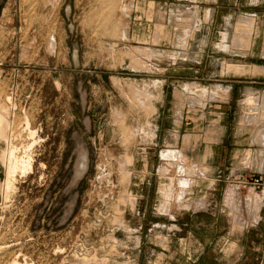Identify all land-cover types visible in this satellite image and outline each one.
Segmentation results:
<instances>
[{
  "label": "rangeland",
  "instance_id": "374dc122",
  "mask_svg": "<svg viewBox=\"0 0 264 264\" xmlns=\"http://www.w3.org/2000/svg\"><path fill=\"white\" fill-rule=\"evenodd\" d=\"M191 4L0 0V116L6 129L0 134V264L14 258L21 264H165L163 254L150 255L149 229L188 211L175 201L182 177L193 179L183 200L194 199L206 184L198 178L209 172L185 152L187 137L160 134L161 103L169 102V118L185 102L229 99L235 116L254 121L260 99L250 81L264 83V15L241 13L232 27L220 29L228 32L222 33L226 43L219 42V29L205 42L204 28L192 43ZM203 52L210 54L207 61L199 60ZM229 63L239 69H228ZM200 72L202 83L195 79ZM222 79L244 80L239 84L246 89L227 97L215 86ZM32 141V170L18 172L7 192V152L17 144L22 153ZM169 149L184 153L186 171L164 157ZM237 160L249 165L256 157L248 151ZM227 175L223 180L237 185ZM156 239L165 246L167 238ZM218 242L224 251H212L206 264H222L214 257L239 252L235 243Z\"/></svg>",
  "mask_w": 264,
  "mask_h": 264
},
{
  "label": "crops",
  "instance_id": "0c3cea01",
  "mask_svg": "<svg viewBox=\"0 0 264 264\" xmlns=\"http://www.w3.org/2000/svg\"><path fill=\"white\" fill-rule=\"evenodd\" d=\"M190 1L193 4L187 7V10L192 12L193 27L196 29L195 35L191 39L192 43H196L198 32L202 28L208 33L205 42L206 40L210 41V38L213 39L214 30L219 29L216 30L220 36L219 42L226 43L227 36L225 37L223 34L228 32L223 30L232 27L231 24L236 23L241 13L259 19L264 15V1L262 0H259L258 3H252V0L249 2L246 0ZM246 4L253 5V7H246ZM246 9L249 12L243 11ZM259 28L261 29V26ZM257 41H260L259 33L255 35L254 43ZM209 56V53L204 54L203 52L199 60L207 61ZM199 64L202 65L201 62ZM206 66H208L207 63ZM227 67L228 69H239L232 63H229ZM200 68L201 71H204L203 66ZM198 71L195 70L196 73ZM199 75H203V73L200 72L195 76L196 82L202 83L205 79L200 78ZM250 82L255 84L252 86L255 97L260 99V111L253 112L255 114L254 121L243 120L241 117L235 116L233 104L229 99H212L202 106L185 102L182 106L183 111L171 113L169 118L166 116V107L169 102L161 103V107L164 106V109L161 113L159 112L158 116L161 120L160 134H163L168 140L180 139L184 141L187 137L186 139L190 143L185 152L190 156L198 157L208 168L206 172H209L205 178H198L201 186L206 184L203 187L200 186L198 191L202 195L196 196L194 199L188 197L183 200L187 193V190L184 189L193 186V179L182 177L179 180L182 189L176 193L178 196H175V201L188 211L177 214L179 220L178 217L170 215V217L173 216L171 218L175 220L174 223L163 222V226L159 223L161 228L158 226L157 229H149L150 234H147V242L149 245L152 242L154 244L148 246L151 251L150 255L163 254L165 264H206V261L213 259L209 256L212 251H224V246L223 248L219 247L218 241L221 245L232 242L239 246V252L233 257L224 254L214 257L222 264H264V192L255 191L252 194L251 190H242L233 181L223 180L227 174V176L230 174L233 177H238L248 171L264 176V118L262 117L264 113V103L262 105L264 83L256 79ZM239 83H244V80L222 79L215 86L218 90H225L228 97L232 91L238 89L239 92L242 91V88L246 89L245 85L241 87ZM208 85L209 87L213 86L212 84ZM185 106H189V109L193 106L195 109L186 112L184 111ZM171 109L175 111L178 106L175 104ZM199 140L202 141L200 146L203 147V151L201 147L196 150L195 146ZM248 151H251V154L256 157V161L249 165H242L241 161L239 162L237 159L241 156L245 157ZM164 157L176 160V166L180 173L186 171L185 165L182 163L185 160L182 151L169 149L164 153ZM168 170L166 169V171ZM198 187L199 185L195 186V188ZM220 195L221 197H219ZM161 236L167 238L165 246L155 242V240L158 241L156 237L161 238Z\"/></svg>",
  "mask_w": 264,
  "mask_h": 264
},
{
  "label": "bare ground",
  "instance_id": "6f19581e",
  "mask_svg": "<svg viewBox=\"0 0 264 264\" xmlns=\"http://www.w3.org/2000/svg\"><path fill=\"white\" fill-rule=\"evenodd\" d=\"M101 1V0H100ZM55 38V37H52ZM51 41V40H50ZM53 41V40H52ZM52 43V42H51ZM50 43V44H51ZM56 43V42H55ZM53 46V45H52ZM54 49V48H53ZM4 104V103H3ZM3 108V107H2ZM25 116V115H24ZM28 123H29V118H28ZM6 129L4 128V118L0 116V134H2ZM27 130V129H26ZM37 131V130H36ZM6 132V131H5ZM28 132V131H27ZM32 133V131H30ZM35 132V130H34ZM37 133V132H36ZM3 135V134H2ZM35 135V133H34ZM4 136V135H3ZM7 137V135H6ZM18 137V136H17ZM5 138V137H4ZM14 138V137H13ZM10 139V138H9ZM14 140V139H12ZM12 140H10L12 142ZM21 140V139H20ZM8 141V140H7ZM28 141V140H27ZM14 142V141H13ZM16 143V142H15ZM14 143V144H15ZM21 143V142H20ZM9 144V143H8ZM35 142L32 141L31 144H28L24 150H22V153H20V149L18 147V145H13L11 144V147L9 148L8 152H7V165H8V177H7V181H5V189L7 192H10L11 189H13L14 187V182H15V175L20 172L23 173L22 175H24L25 173L29 172L30 170H32V165H33V156L32 153L30 152V150L32 148H34ZM24 148V145H23ZM6 154V153H5ZM5 157V158H6ZM12 191V190H11ZM1 248V247H0ZM59 250V249H58ZM59 252V251H58ZM20 255V254H19ZM27 261V260H25ZM27 263V262H26ZM24 263V264H26ZM10 264H21L17 258L10 262ZM33 264V263H32ZM35 264V263H34Z\"/></svg>",
  "mask_w": 264,
  "mask_h": 264
},
{
  "label": "built area",
  "instance_id": "2783aa9c",
  "mask_svg": "<svg viewBox=\"0 0 264 264\" xmlns=\"http://www.w3.org/2000/svg\"><path fill=\"white\" fill-rule=\"evenodd\" d=\"M228 179L236 180L237 186L241 189L249 188L254 190H260L264 192V176L261 174L248 175L246 172L239 175V179H234L233 175H229ZM234 182V181H233Z\"/></svg>",
  "mask_w": 264,
  "mask_h": 264
}]
</instances>
